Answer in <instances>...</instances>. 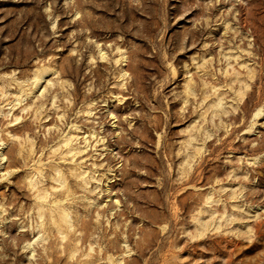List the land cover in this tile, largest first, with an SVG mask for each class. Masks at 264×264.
I'll return each instance as SVG.
<instances>
[{
	"label": "rangeland",
	"instance_id": "rangeland-1",
	"mask_svg": "<svg viewBox=\"0 0 264 264\" xmlns=\"http://www.w3.org/2000/svg\"><path fill=\"white\" fill-rule=\"evenodd\" d=\"M0 264H264V0H0Z\"/></svg>",
	"mask_w": 264,
	"mask_h": 264
},
{
	"label": "bare ground",
	"instance_id": "bare-ground-1",
	"mask_svg": "<svg viewBox=\"0 0 264 264\" xmlns=\"http://www.w3.org/2000/svg\"><path fill=\"white\" fill-rule=\"evenodd\" d=\"M94 139V138H93Z\"/></svg>",
	"mask_w": 264,
	"mask_h": 264
}]
</instances>
